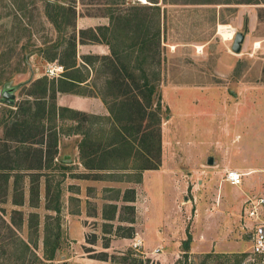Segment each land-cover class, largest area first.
<instances>
[{
    "label": "rangeland",
    "instance_id": "374dc122",
    "mask_svg": "<svg viewBox=\"0 0 264 264\" xmlns=\"http://www.w3.org/2000/svg\"><path fill=\"white\" fill-rule=\"evenodd\" d=\"M107 1L0 0V170L9 169L14 161L21 168L0 171V264H49L46 250L49 253L54 245V264H132L133 259L143 264H176L184 256L189 264H234L235 255L245 256L240 264L255 263L260 258L250 256L251 231L243 218L244 202L264 193V0L248 6L243 14L234 7H199L193 0H165L161 5V44L155 57L160 63L148 72L161 95L165 150L160 168L138 171L139 162L121 159L108 162L114 173L85 179L80 175L84 170L78 165L76 147L81 138L84 140L83 133L89 135L90 142H104L112 132L109 121L90 118L80 125V135H75L78 126L72 127L69 121L48 118L41 123L40 114L35 123L31 113L36 109L26 99V87L35 73L46 70L36 56H52L51 47L59 37L47 17L52 8L47 9L46 4L60 2L70 7L75 2V18L65 10L68 19L62 40L68 42L72 35L76 40L82 31L73 26L78 22L85 28L80 42L93 44L88 30L109 25L103 6ZM113 1L118 4L116 9L125 12L140 4L150 5L147 0ZM221 25L233 29L230 40L221 34ZM237 32L245 34L239 54L231 51ZM66 46L58 52H64ZM7 88L15 96L11 106L1 97ZM218 107L223 108L224 121L218 117ZM228 110L238 114L240 121H234L232 131L225 133ZM219 127L223 130L220 135ZM54 139L58 156L46 162L42 175L39 170L24 169L33 166L39 151L43 153ZM185 139L191 141L189 153L205 151L202 167L197 160L191 164L184 159ZM245 152L248 158L244 161ZM58 160L66 162V169L59 168ZM232 171L241 175L240 184L225 180L226 173ZM3 174L10 176L7 182L2 180ZM129 186H145L139 188L144 196L137 214L121 207L112 223L103 220L106 200H114ZM146 186H176L178 191L173 194L175 188L169 187L173 196L160 205L163 201L158 198L148 199ZM55 205L58 212L47 209ZM133 218L138 229L132 228V239H118L131 232V227L121 222ZM115 234L119 236L113 238ZM104 253L105 260H100ZM206 254L212 257L205 258ZM125 255L127 261L121 259Z\"/></svg>",
    "mask_w": 264,
    "mask_h": 264
},
{
    "label": "trees",
    "instance_id": "16d2710c",
    "mask_svg": "<svg viewBox=\"0 0 264 264\" xmlns=\"http://www.w3.org/2000/svg\"><path fill=\"white\" fill-rule=\"evenodd\" d=\"M260 1L233 0L236 4H259ZM147 2L150 5L140 4V6L132 8L131 11L125 12L116 9L118 7L116 1H107L103 6L106 10V17L109 19V25L97 30H88L90 33L89 41L104 44L110 50V55L102 58L101 62L105 73L108 75L106 85L111 91L107 92V95H101L109 105L112 123L115 126H112L110 139L102 143L99 150H95V154L99 153V160L104 163V168L107 167L106 163L121 159L139 162V166H136L138 171L158 169L161 163V124L163 117L162 106L160 104L161 95L158 87L152 84V80L148 79V72L154 69V65L160 63L159 60L156 61L155 57L159 54L162 20L164 17V14L162 17L160 2L164 4L165 0H147ZM214 2L215 0H197V3L201 4H212ZM74 3L70 7H66V5L60 2H48L46 4L47 9L48 7L52 8L53 12H51L52 14L48 12L47 17L59 33L56 43L51 47L54 50L52 57L58 59L59 62H62V58L70 60V58L75 57V35H72L71 40L68 42L62 40L63 24L68 19L66 17L67 11H70L75 18L76 9ZM65 10H67L66 14ZM73 26L75 25L73 24ZM83 33H85L83 30L80 31V39ZM65 43L67 44V49L64 51L66 54L63 51L58 52L59 50L57 49ZM48 49L50 50V48ZM136 72L139 74L136 75ZM35 83L40 90L39 98H42L43 96L41 97V95H45L47 91L50 92L49 98H53V85L48 83L46 78H41ZM108 97L110 98L109 101L106 100ZM33 105L35 106L36 113L31 114L35 117L40 114L41 118L45 117V107L36 102ZM57 110L61 112V110ZM55 116V104L51 103L48 106L47 119L54 120ZM59 116L61 117L62 114L60 113ZM26 122L28 123V119L24 123ZM14 125L17 128L21 127L20 124ZM54 146L53 143L52 147ZM50 147L51 145H47L45 156L42 155V151H39L38 158H35L37 162L33 166L23 168L26 170H41L44 167L46 169V162L51 163L54 159V152L50 154ZM58 164L59 168L66 169L67 167L66 162H59L58 160ZM18 168H20V164L14 161V165L9 167V169L4 167L0 171L8 173ZM108 168L113 167L110 166ZM3 175L2 180L7 182L10 176ZM48 190L49 187L47 186L46 193H48ZM133 192V190H130L127 194H131V197H133ZM127 194L124 195V200L125 198L127 199ZM123 208L134 210L133 206H124ZM47 209L54 212L59 211L57 205L48 206ZM116 211L117 207L115 205H106L103 209L104 219H114ZM129 222L132 223L133 219ZM119 229L116 230L117 233ZM132 230L131 227V232L121 235V237L131 238L133 234ZM115 236H119V234H115ZM44 244L45 246L48 244V238H45ZM187 246L188 244L185 245V251H188ZM105 248H107L106 245ZM47 252L48 249L46 250L45 260L50 261L49 264H54L55 245L49 250V253ZM102 255L104 257L100 258V260H105L106 253ZM184 257L185 259L182 262L178 260L176 264H189L188 257ZM209 257L212 256L206 254L205 258ZM244 257L242 255H235L233 257L234 264L243 262ZM127 258L128 256L125 255L121 259L127 261ZM226 258L230 259L231 257L226 256ZM133 262L132 264H143L141 260L136 263L133 259ZM251 264H262L261 258Z\"/></svg>",
    "mask_w": 264,
    "mask_h": 264
},
{
    "label": "crops",
    "instance_id": "0c3cea01",
    "mask_svg": "<svg viewBox=\"0 0 264 264\" xmlns=\"http://www.w3.org/2000/svg\"><path fill=\"white\" fill-rule=\"evenodd\" d=\"M193 1H195V5L199 7L200 6L202 7L212 6L213 8L217 7L219 9L220 7H223V8L225 7L233 8L234 7L235 9H239V11H237L238 13L241 12L242 14L244 13V9H247L248 6L251 7V6L258 5V4H246V3L236 4L233 2V0H230V1L215 0V2L212 4H201V3H197V0H193ZM193 1L192 3H188V4L189 5L193 4ZM160 4L163 5L162 2H160ZM259 4H263V2L260 1ZM75 26H76V30L78 31H80V29L81 30L85 29L84 27H79L78 22L75 24ZM86 27L90 28L93 26L87 25ZM79 38L80 36L78 32L76 36V40H75L76 41V52H75L76 54H75V57L70 58V60L62 58L61 60L62 62H59L58 59L52 57L51 55L48 57L45 56L43 58L41 55L36 56L39 59V64H41L42 66L46 65V70L44 74L41 73L40 71L35 73L33 75L32 80L26 87L29 91L26 94L27 101H30L32 104H34L35 102L40 103L45 107V117H42L40 119L41 123L44 119L45 120L47 119L48 106L49 104L53 103L55 104V108H56V116L54 120L69 121L71 123V126L72 125L75 127L78 126L77 128H75V133H76L75 135L82 134L79 131L80 125L86 123L90 118H95V119H98L100 117L106 118L109 121L110 127L115 126V124L113 125L112 123L113 121H112L111 114L109 112V105L107 101L105 102V99H103L101 95V94L107 95V92L111 91L106 85L108 75L105 72H103L102 74L100 73V70L102 71L104 70V66L101 62V59L108 57L110 55V51L108 50L109 48H107L108 46L104 44H99V43L98 44L96 43L86 44V43L80 42ZM48 68H56L57 70L55 74L57 75L48 76L46 73ZM41 78H46L48 83H51L53 85L54 94H53L52 99L49 98V93H50L49 91H47L45 95H41V97L43 96L42 98H39L40 90L37 88V84L35 82ZM97 79L99 80V83L96 82ZM106 100L109 101L110 98L108 97V99ZM229 107H230V104H229ZM57 109L61 110V112H58ZM60 113L62 114L61 117L59 116ZM66 114H69V116H66ZM218 114H219L218 117H221L222 120L224 121L225 117H224L223 108L221 110L218 107ZM181 115L185 117V114L182 113ZM261 117H263V120H264V86H263V115L261 114ZM37 118L38 116L35 118L36 123L38 122ZM226 118H227V123L229 126L227 128V132L226 131L224 132L230 133L232 131L231 127L234 125L233 124L231 126V124L234 123V121L239 122L240 118H238V114L236 116L234 112L232 111L230 112L229 110L227 112ZM221 128L222 127H219L218 129L219 135L223 133V130H221ZM188 131L189 130L185 127L184 132L187 134V138H190V136L188 135ZM111 134L112 132L104 140V142L99 141L97 144H95L94 142H90L91 140H90L89 135L84 136L85 134L84 133L82 134L81 137H83L84 140H82L81 138V140L79 141L78 146L76 147L77 148L76 155H77V158L79 159L78 165H80L84 170L83 172H81L80 175H85L84 177L85 179H88L87 176L89 175H91V178L93 179L94 178L93 175H99V174L109 175L115 172V170H112L113 168H108L110 167L108 163H106L107 167L104 168L103 167L104 163L100 162L99 160V153L95 154V150H99L100 145L102 143H105L108 139H110ZM163 138H162V130H161V162H162V152L165 150V147H164L165 141ZM55 140L52 141L50 150L52 151L54 150L53 151L54 155L58 156V146H57V141ZM218 142L219 140L217 137L216 143L218 144ZM53 143L55 145L54 147H52ZM190 143L191 141H189V139H185V151L183 150V157L186 160V162H191V164H194L193 161L197 160V162H199V166L202 167L203 166L202 161L204 158L205 151L202 153H198L197 151L192 150L189 153L187 149L188 148L187 144H190ZM263 148H264V138H263ZM46 149L47 148H45V150L43 149L44 156L46 153ZM246 154L247 152H245V155L243 156L244 161L245 159L248 158ZM240 158L241 157H239V159ZM207 164H208V160H207ZM215 165L219 167V164H215ZM227 167L229 169L236 170L238 172L244 171L242 168L233 166V165L232 167H229L227 165ZM44 169L45 168L43 167L41 170H39L38 173L42 174L43 173L42 170ZM156 170L157 169L153 171H156ZM145 171H149V170H145ZM263 171H264V153H263ZM91 178L89 177V179ZM144 187L145 186L126 187L125 189L120 190V192L116 195L114 200H106L105 205L111 204L117 207L115 218L118 217L121 207H124V206H133L134 208L133 211H135L136 213L141 208L140 201L142 199V196H144V193L139 192V188H144ZM146 187L147 189L145 191H146V194L148 195V199H152L155 201L158 198L159 201H163V202H159L160 205H165V202L169 201L171 196H173V194L175 193L177 194V191H178L177 188H175L176 186H172V187L171 186H146ZM169 187L171 189L174 187L176 189V190L174 189L176 192L172 190L173 191L172 192L173 194H172L171 191L169 190ZM222 187L223 189H226V188L228 189L231 186H222ZM130 190L134 191L133 197H131L132 196L131 194L129 195L127 194V191H130ZM125 194H127L128 196H127V199L125 198L124 200ZM230 202H233V200ZM219 203L220 202H218V207H219ZM101 215H102V210H101ZM102 218L104 220L103 216ZM134 218H133L132 223L129 221L128 222L125 221L121 223H127L129 227H132L133 229H138L137 228L138 223L134 221ZM105 220L111 221L110 223H112L114 219L112 220L105 219ZM135 220H137V218ZM115 237L116 236H114L113 238ZM132 237H133V234H132ZM132 237L131 238L119 237L118 239H132Z\"/></svg>",
    "mask_w": 264,
    "mask_h": 264
},
{
    "label": "built area",
    "instance_id": "2783aa9c",
    "mask_svg": "<svg viewBox=\"0 0 264 264\" xmlns=\"http://www.w3.org/2000/svg\"><path fill=\"white\" fill-rule=\"evenodd\" d=\"M56 70V68H48L46 73L48 76H56ZM240 177V174L232 171L226 173L225 180L232 185H236L240 184ZM244 204L247 206L245 218L243 219L247 222L248 229L251 231L250 256L261 258V262L264 264V193L255 199L246 200ZM133 246L135 247L136 244H133Z\"/></svg>",
    "mask_w": 264,
    "mask_h": 264
},
{
    "label": "water",
    "instance_id": "95a60500",
    "mask_svg": "<svg viewBox=\"0 0 264 264\" xmlns=\"http://www.w3.org/2000/svg\"><path fill=\"white\" fill-rule=\"evenodd\" d=\"M245 38V34L243 32H237L233 38V42L231 45V51L235 54H239L241 52L242 49V44ZM1 97H2V101L6 104V105H13L15 96L13 94V91L11 88H7L5 90L2 91L1 93ZM212 164V160L211 158L208 159V165Z\"/></svg>",
    "mask_w": 264,
    "mask_h": 264
},
{
    "label": "bare ground",
    "instance_id": "6f19581e",
    "mask_svg": "<svg viewBox=\"0 0 264 264\" xmlns=\"http://www.w3.org/2000/svg\"><path fill=\"white\" fill-rule=\"evenodd\" d=\"M140 2L145 3L146 0H140ZM220 32L227 37L228 40H230L233 35V29L227 25H221Z\"/></svg>",
    "mask_w": 264,
    "mask_h": 264
}]
</instances>
